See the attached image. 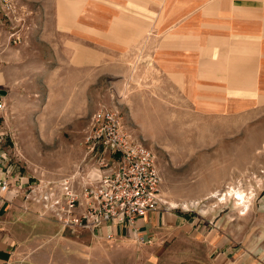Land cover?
Returning a JSON list of instances; mask_svg holds the SVG:
<instances>
[{
	"label": "rangeland",
	"instance_id": "1",
	"mask_svg": "<svg viewBox=\"0 0 264 264\" xmlns=\"http://www.w3.org/2000/svg\"><path fill=\"white\" fill-rule=\"evenodd\" d=\"M77 1L79 10L84 0H18L25 23L18 30L20 44L13 43L9 28H0V73L7 48H18L28 37H44V45L34 41L28 46L30 55L45 54L47 62L43 76L33 66L35 76L24 78L26 83L0 113V164L12 167L9 177L69 175L85 157L94 113L103 107L116 110L134 139L155 155L162 177L159 212L174 213L197 229L172 240L148 263L217 264L219 248L226 246L228 259L238 264H264V76L248 99L220 107L195 101L182 87L156 75L153 24L125 54L116 44L99 65L70 67L82 63L91 46L67 34L80 27L78 12L71 10ZM42 4L51 11L39 17ZM54 4L58 13L52 11ZM232 189L250 198L245 215L232 198L219 197ZM32 223L36 234L18 247L12 264H145L152 255L154 260L155 247L145 252L137 240L97 243L88 234L92 230L73 231L36 219Z\"/></svg>",
	"mask_w": 264,
	"mask_h": 264
},
{
	"label": "crops",
	"instance_id": "2",
	"mask_svg": "<svg viewBox=\"0 0 264 264\" xmlns=\"http://www.w3.org/2000/svg\"><path fill=\"white\" fill-rule=\"evenodd\" d=\"M80 3H71V10L78 12L80 27L77 31L68 30L67 34L77 35V43L91 46L85 50L88 54L83 62H72L70 67L84 69L99 65L108 57L111 46L116 44L125 54L141 42L153 24V68L156 75L160 74L182 87L181 91L190 94L193 100L220 107L224 102L248 99L251 97L248 94L259 88V78L264 76V0H84L78 10ZM38 7L39 17L51 11L45 4ZM52 11L59 12L57 4ZM115 35L124 40H113ZM34 41L45 44L44 37H28L22 47L7 48L4 73H0V101L6 105L26 83L24 78L35 76L32 75L33 66L38 68L37 75L43 76L42 71H46L45 54L35 58L29 53V46ZM24 50H27L26 54ZM232 76L240 79L229 80L230 83L211 79ZM11 173L12 167L1 162L0 264H12L18 247L36 234L33 219L49 226L55 223L26 212L22 198L2 188L3 181ZM185 222L174 213L154 212L137 223V231L114 225L88 231V234L97 243L108 241L109 234L115 236L114 241L143 238L141 244L145 252H153V247L156 249L154 260L152 255L145 262L149 264L172 240L183 233L197 232ZM225 249L226 246L219 248L221 260L217 264H238L228 259ZM228 253L230 257L233 251Z\"/></svg>",
	"mask_w": 264,
	"mask_h": 264
},
{
	"label": "built area",
	"instance_id": "3",
	"mask_svg": "<svg viewBox=\"0 0 264 264\" xmlns=\"http://www.w3.org/2000/svg\"><path fill=\"white\" fill-rule=\"evenodd\" d=\"M21 9L18 0H0V28L12 31L14 44L22 41ZM4 108L0 101V111ZM84 143L85 157L69 175L43 180L11 176L2 188L21 197L26 212L63 229L93 231L116 225L137 231V223L163 205L155 155L134 139L119 112L105 107L92 116ZM114 237L107 235L108 240Z\"/></svg>",
	"mask_w": 264,
	"mask_h": 264
},
{
	"label": "bare ground",
	"instance_id": "4",
	"mask_svg": "<svg viewBox=\"0 0 264 264\" xmlns=\"http://www.w3.org/2000/svg\"><path fill=\"white\" fill-rule=\"evenodd\" d=\"M220 196L223 197V199L224 198L226 199L228 196H229V198H232L234 200V202H235V206L237 208H240L241 213H242L241 215H245V213H247V211L249 209L250 198L248 197V195H246L244 193L243 190H241V189H232V191H230V192H228V193H226L224 195H219V197Z\"/></svg>",
	"mask_w": 264,
	"mask_h": 264
}]
</instances>
